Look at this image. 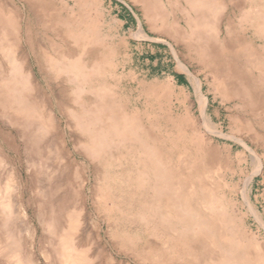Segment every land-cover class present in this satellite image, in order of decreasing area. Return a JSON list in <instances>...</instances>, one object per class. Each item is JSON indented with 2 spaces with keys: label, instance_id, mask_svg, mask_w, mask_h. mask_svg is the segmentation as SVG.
Listing matches in <instances>:
<instances>
[{
  "label": "rangeland",
  "instance_id": "obj_1",
  "mask_svg": "<svg viewBox=\"0 0 264 264\" xmlns=\"http://www.w3.org/2000/svg\"><path fill=\"white\" fill-rule=\"evenodd\" d=\"M10 1L23 18L28 112L22 133L12 82L0 105V264H264V0H159L164 16L150 22L142 6L153 0Z\"/></svg>",
  "mask_w": 264,
  "mask_h": 264
},
{
  "label": "bare ground",
  "instance_id": "obj_2",
  "mask_svg": "<svg viewBox=\"0 0 264 264\" xmlns=\"http://www.w3.org/2000/svg\"><path fill=\"white\" fill-rule=\"evenodd\" d=\"M21 1V0H20ZM27 2H29V1H27ZM26 2V3H27ZM249 2V1H248ZM124 3V2H123ZM202 3H203V0H194V6L195 7H201V5H202ZM238 3H240V2H238ZM30 4V3H29ZM234 5V4H233ZM32 6H34L33 4H32ZM31 6V7H32ZM25 7V6H24ZM186 7V6H185ZM227 7V6H226ZM40 8V7H39ZM239 8V7H238ZM250 8V7H249ZM35 9V8H34ZM245 9V8H244ZM142 10H143V14H144V16L146 17V19H147V21L148 22H150L151 21V19H153V18H155V16H156V14H161V15H163V10H162V8L159 6V0H153L152 2H148L147 4H145V5H143L142 6ZM240 10V9H239ZM46 12H49V11H47V9L45 10ZM242 11V10H241ZM44 12V11H43ZM51 12V11H50ZM50 12L48 13V14H50ZM232 12V11H231ZM223 13H225V12H223ZM227 13V12H226ZM44 14H46L45 12H44ZM233 15H234V13H233ZM237 15H239V14H237ZM164 16V15H163ZM228 16V15H227ZM243 16V15H242ZM51 17V16H50ZM221 17H222V15H221ZM244 17V16H243ZM228 18V17H227ZM235 18V17H234ZM176 19V18H175ZM227 20V19H226ZM22 21H23V18H22V16H21V14H19L18 13V11L17 10H15V9H13V7H12V5H11V1L10 0H5V2L4 3H0V105H2V106H5L6 104L5 103H8V99L6 100V98H7V96H6V93L4 92V91H6L7 89H9L10 88V86H11V83L12 82H14L15 84H16V86H19V89H20V99H19V104H18V106H17V115H18V120H19V124L21 125V128H22V133H23V130H24V122H25V117H26V115H27V106H28V101H27V99H26V94H25V92H26V86H27V81H28V78H27V75H26V67H25V62L23 61V59H18V56H17V51H18V49H19V47H21V45H22V40L24 39H22ZM54 21V20H53ZM221 21V20H220ZM230 21V20H229ZM247 21V20H246ZM116 22V21H115ZM237 22V21H236ZM227 23H229V22H227ZM185 24H188V22L186 21L185 22ZM245 25V24H244ZM232 27H233V25H232ZM245 27V26H244ZM249 27H250V24H249ZM208 30H209V32H210V34L208 35V36H206L205 34H204V37L205 38H203V44H204V52L205 51H208V53H214L215 52V46H214V44H215V41L217 40V39H219V33H218V30H217V26L215 25V23H212V22H208ZM54 31H56V29L54 30ZM58 31V30H57ZM177 31V33H178V35L179 34H181L182 33V30L180 29H177L176 30ZM258 31V30H257ZM253 32V31H252ZM256 32V31H255ZM56 33V32H55ZM257 33V32H256ZM237 34V33H236ZM48 35V34H47ZM64 35V34H63ZM255 35V34H254ZM49 38H50V36H48ZM224 37V36H223ZM89 38V37H88ZM223 39H225V38H223ZM246 39V38H245ZM63 40V39H62ZM67 40V39H66ZM65 40V41H66ZM40 41V40H39ZM225 41V40H224ZM99 42V41H98ZM166 42H167V40H166ZM227 42V41H226ZM25 43V42H24ZM48 43V42H47ZM53 43H54V41H53ZM168 43V42H167ZM49 44H50V42H49ZM67 44V43H66ZM225 44H230V43H225ZM25 45V44H24ZM23 45V46H24ZM171 45V44H170ZM42 46V45H41ZM49 46H51V45H49ZM53 46V45H52ZM51 46V49H53L54 48V46L52 47ZM233 46V45H232ZM22 50V49H21ZM173 51H175V50H173ZM22 52V51H21ZM24 52V51H23ZM66 52V51H65ZM111 52V51H110ZM48 53V52H47ZM27 54V53H26ZM175 54V53H174ZM218 56V55H217ZM219 56H220V54H219ZM251 57H254V56H251ZM218 59V58H217ZM216 59V60H217ZM219 60H221V58L220 59H218L217 61L219 62V63H221ZM234 60V59H233ZM233 60H231V61H233ZM176 61V60H175ZM217 61H216V63H217ZM235 61V60H234ZM177 62V61H176ZM219 63H217V66L219 65ZM29 64V63H28ZM178 64L183 68V69H185L187 72H189V73H191L190 72V70H189V68L185 65V64H183L181 61H179L178 60ZM231 63H229V65H230ZM221 65V64H220ZM222 65H223V63H222ZM235 65H236V62H235ZM237 65H238V67H240L239 66V64L237 63ZM236 65V66H237ZM241 65V64H240ZM252 65H253V63H252ZM29 65H27V67H28ZM32 67V66H31ZM233 67H235L233 64L230 66V68L233 70ZM242 67V66H241ZM240 67V68H241ZM29 68V67H28ZM236 68V67H235ZM234 68V69H235ZM245 68H246V66H245ZM252 68H254L253 66H252ZM30 69V68H29ZM180 69V68H179ZM242 69H244V68H242ZM250 69V68H249ZM224 70V71H223ZM222 71L223 72H226V70L225 69H223ZM247 71H248V68L246 69ZM31 71V70H30ZM235 71H237V70H235ZM250 71V72H249ZM248 71V75H249V73H251V70H249ZM217 72H219V71H217ZM233 71H231V73H232ZM40 73V72H39ZM220 73H221V71H220ZM219 73V74H220ZM233 73H236V72H233ZM247 73V72H246ZM227 74V73H226ZM238 74V73H237ZM236 74V75H237ZM241 74V73H240ZM239 74V75H240ZM251 74H253V73H251ZM12 76L11 78L9 77V76ZM32 76H33V74H31ZM42 75V74H41ZM191 75V74H190ZM220 75H222V74H220ZM219 75V76H220ZM241 75H243V74H241ZM233 76V75H232ZM246 76H247V74H246ZM34 77V76H33ZM228 77V76H227ZM230 77V76H229ZM253 77H255L254 75H253ZM256 77H257V75H256ZM62 79V78H61ZM234 79V78H233ZM33 81H35V79L33 80ZM38 81V80H37ZM228 81V80H227ZM252 81H254V80H252ZM144 82V81H143ZM224 82V81H223ZM228 82H230V81H228ZM256 82H258L259 83V81H256ZM225 83H226V81H225ZM249 83V82H248ZM192 84V83H191ZM224 84V83H223ZM252 84V83H251ZM263 84H264V81H263ZM229 85V84H228ZM201 86H202V81H201V79L200 78H196V92H199V94L201 93V95L199 96L200 97V103H201V107H200V112H201V117H202V120H203V122L206 124V126H207V132L208 133H213V134H215V128H216V126H214V125H212V121H211V119L207 116V114L205 113V110H204V106H202V104H203V102H204V92L201 90ZM231 87V86H230ZM194 88V87H193ZM227 89L229 88V87H226ZM226 89V90H227ZM252 89V88H251ZM228 92V91H227ZM156 93V92H155ZM36 94V93H35ZM37 94H38V92H37ZM39 95V94H38ZM230 94H228V96H229ZM35 96V95H34ZM63 97V96H62ZM225 98L227 97V96H224ZM233 97V96H232ZM37 98V97H36ZM64 98H66V97H64ZM185 99H186V97H185ZM188 99V98H187ZM47 101V100H46ZM69 104V103H68ZM45 105H46V103H45ZM190 105V104H189ZM258 106H260V105H258ZM257 107V106H256ZM264 106L262 105V108H263ZM261 108V107H260ZM259 108V109H260ZM261 108V109H262ZM45 109V108H44ZM50 109V108H49ZM245 109H246V107H245ZM256 109H258V107L256 108ZM4 110H6L5 108H4ZM48 110V109H47ZM47 110H45V111H47ZM51 110V109H50ZM198 111H199V108H198ZM255 111V110H254ZM236 112H238V111H236ZM262 112V111H261ZM6 112H4V114H5ZM239 113V112H238ZM260 113V112H259ZM264 113V112H263ZM247 114V113H246ZM9 115V114H8ZM53 115V114H52ZM251 115V114H250ZM239 116V115H238ZM253 116V115H252ZM9 117L10 116H8L7 118H6V120H8L9 119ZM258 117V116H257ZM261 117V116H260ZM56 118V117H55ZM54 118V119H55ZM199 118V117H198ZM241 118V117H240ZM259 118V117H258ZM264 118V117H263ZM251 119V118H250ZM241 120V119H240ZM253 120H255V119H253ZM55 121V120H54ZM242 121V120H241ZM256 121V120H255ZM194 122H195V120H194ZM197 122H199V121H197ZM258 122V121H257ZM201 123V122H200ZM259 124L261 123V122H258ZM55 124V123H54ZM214 124V123H213ZM242 124H244L243 122H242ZM56 126V125H55ZM202 126H203V124H202ZM206 126H205V129H206ZM243 126H245V125H243ZM194 127H195V125H194ZM253 127V126H252ZM14 128H17V127H14ZM196 128V127H195ZM13 129V128H12ZM199 129V128H198ZM9 130V129H8ZM236 129H234L233 131H235ZM256 130V129H255ZM258 130H260V129H258ZM257 130V131H258ZM20 131V130H19ZM19 131H17V133L19 132ZM196 131H197V128H196ZM262 131V130H261ZM258 132H260V131H258ZM240 133V132H239ZM19 134V136H21L20 135V132L18 133ZM53 134H54V132H53ZM184 135V134H183ZM216 135H218V134H216ZM219 135H224V133H219ZM242 135H244V134H242ZM246 135V134H245ZM251 135H253V132H252V134ZM264 134H262V136H263ZM225 136H227V137H229L228 136V134H226ZM232 136V135H231ZM230 136V137H231ZM235 136V135H234ZM232 137V138H234L235 140H237L238 142H240V143H242V145L244 146V148H247L246 150H248V149H250V147H248L247 146V144L244 142V141H242V139H240V138H237V137H239V135L235 138V137ZM249 137H251V136H249ZM14 138V137H13ZM20 138V137H19ZM85 138V137H84ZM202 138H204V137H202ZM206 138H208V137H206ZM253 138V140H254V137H252ZM251 138V139H252ZM260 138H262L261 136L259 137V139ZM54 139V138H53ZM74 139V138H73ZM264 139V138H263ZM61 140V139H60ZM160 140V139H159ZM206 140V139H205ZM248 140H250V139H248ZM251 141V142H254L255 143V140L254 141ZM256 140H258V138L256 139ZM262 139H260V141H261ZM20 141V140H19ZM18 141V142H19ZM259 141V140H258ZM263 141V140H262ZM23 142V141H22ZM25 142H26V139H25ZM25 142H23V143H25ZM43 142V141H42ZM52 142V141H51ZM53 142H55L54 140H53ZM56 142H58V143H60V141H56ZM204 142V141H203ZM206 142V141H205ZM57 143V144H58ZM259 143V142H258ZM263 143V142H262ZM1 144V143H0ZM27 144V143H26ZM56 144V146H58ZM204 144V143H203ZM210 144V143H209ZM215 144V143H214ZM256 145H257V143H255ZM28 145H30L29 143H28ZM42 145V144H41ZM60 145V144H59ZM263 145V144H262ZM31 146V145H30ZM40 146V145H39ZM53 146H55V145H53ZM89 146V145H88ZM211 146H212V144H211ZM210 146V147H211ZM215 146H217V145H215ZM218 147V146H217ZM232 147H233V145L232 144H229V149L231 150L232 149ZM27 148H30L29 146L27 147ZM42 148V147H41ZM58 148V147H57ZM211 148H213L214 149V147H211ZM219 148V147H218ZM218 148H216L215 147V150H214V152H216V149H218ZM222 148H224V147H222ZM226 148V147H225ZM224 148V149H225ZM228 148V147H227ZM243 148V149H244ZM257 148V147H256ZM32 149V148H31ZM53 149H55V148H53ZM60 149V148H59ZM213 149H210L211 151L213 150ZM241 149V148H240ZM2 150V149H1ZM41 150V149H40ZM208 150H209V148H208ZM6 151H8V150H6ZM12 151V150H11ZM25 151V150H24ZM30 152H31V150H29ZM219 151V150H218ZM217 151V154H219V152ZM221 151V150H220ZM227 151V150H226ZM241 151V150H240ZM29 152V153H30ZM61 152V151H60ZM180 152V151H179ZM214 152H212V153H214ZM222 152V151H221ZM227 152H230V151H227ZM25 153V152H24ZM33 153H34V150H33ZM40 153H42V151H40ZM55 153H56V151H55ZM62 153V152H61ZM61 153H59V154H61ZM212 153H209V156L212 154ZM226 153V152H225ZM225 153H223L224 155H225ZM250 153V152H249ZM35 154H37V152L35 153ZM46 154V153H45ZM44 154V155H45ZM50 154H53V151H52V153H50ZM215 155H214V157L215 158H218L217 156H219V155H217L216 156V153H214ZM228 153H226V155H227ZM236 154V153H235ZM28 155V154H27ZM55 155V154H54ZM192 155V154H191ZM190 155V156H191ZM223 155V156H224ZM250 155H252V159H254L255 160V162H256V167L257 168H261V166H262V157L253 149H251V154ZM30 156V155H29ZM39 156V155H38ZM40 156H41V154H40ZM48 156H50V155H48ZM213 156V155H212ZM223 156H219V160H220V158H221V160L224 158ZM34 157V156H33ZM52 157H54V159H55V157H58V155L57 156H52ZM192 157V156H191ZM214 157H210V160H211V158L213 159ZM226 157V156H225ZM229 157V156H228ZM231 157V156H230ZM27 158V157H26ZM38 158V157H37ZM185 158V157H184ZM251 158V157H250ZM250 158H248V159H250ZM33 159H35V158H33ZM52 159V158H51ZM58 159V161H59V159H60V157L59 158H57ZM56 159V160H57ZM63 159V158H62ZM208 160H209V157L207 158ZM230 159V158H229ZM238 159V158H237ZM41 160V159H40ZM43 160V159H42ZM48 160H49V158H48ZM56 160H54V164L56 165V164H58V163H60V162H58V161H56ZM214 161H215V159H213ZM217 160V159H216ZM221 160H220V162H221ZM226 161H228L227 160V158L225 159ZM231 160V159H230ZM7 161V160H6ZM38 161V160H37ZM47 161V160H46ZM50 161H52V160H50ZM49 161V162H50ZM223 162H226V161H224V159L222 160ZM10 162V161H9ZM48 162V161H47ZM48 162V163H49ZM57 162V163H56ZM211 163H212V161H210ZM209 161H208V164L210 163ZM219 162V163H220ZM222 162V164H224V166H225V163H223ZM228 162H230V161H228ZM3 163V162H2ZM40 163V162H39ZM211 163L209 164V165H211ZM217 163H218V161H217ZM219 163H218V165H219ZM47 164V163H46ZM45 163H44V165H46ZM190 164H192V163H190ZM221 164V165H222ZM230 164V163H229ZM228 164V165H229ZM252 164H253V161H252ZM251 164V165H252ZM4 165H6V164H4ZM47 165H49V164H47ZM51 165V164H50ZM59 165V164H58ZM164 165V164H163ZM217 164H216V166H218ZM32 166V165H31ZM40 166V165H39ZM59 166H61V165H59ZM220 166V165H219ZM218 166V167H219ZM223 166V165H222ZM230 166V165H229ZM252 166H254V164L252 165ZM6 167H7V165H6ZM209 167H213L214 168V166L212 165V166H209ZM255 167V166H254ZM21 168V167H20ZM42 168V167H41ZM61 168V167H60ZM14 169V168H13ZM51 169V168H50ZM167 169H169V168H167ZM221 168H219V170H220ZM21 170V169H20ZM42 170H44L43 168H42ZM10 171V170H9ZM45 171V170H44ZM61 171V170H60ZM15 172V171H14ZM28 172V171H27ZM63 172V171H62ZM260 172H261V170H260ZM34 173H36V172H34ZM47 173V172H46ZM1 174V173H0ZM4 174H6V172L4 173ZM8 174V173H7ZM27 174V173H26ZM44 174V173H43ZM142 174V173H141ZM12 175H13V173H12ZM17 176V175H16ZM47 176H50V175H47ZM51 176H52V178H53V176H55L54 175V173H53V175H52V173H51ZM1 177V176H0ZM57 177V176H56ZM55 177V178H56ZM58 177H59V175H58ZM161 177V176H160ZM17 178V177H16ZM26 178V177H25ZM51 178V179H52ZM54 179V178H53ZM53 179H52V181H53ZM57 179V178H56ZM65 179H66V177H65ZM26 180V179H25ZM55 180V179H54ZM67 180V179H66ZM162 180H163V184H167L168 182H169V176L167 175L166 176V174H163V177H162ZM8 181V180H7ZM33 181V180H32ZM48 181V180H47ZM63 181V180H62ZM17 182H18V180H17ZM26 182V181H25ZM38 183V182H37ZM41 183V182H40ZM59 183V182H58ZM51 184V183H50ZM13 185H15V183L13 184ZM19 185V184H18ZM23 185V184H22ZM41 185H42V183H41ZM62 185V184H61ZM11 186V185H10ZM55 186V187H54ZM57 185L55 184H53V189L55 188H59L58 186L56 187ZM15 187H17V185L15 186ZM62 187V186H61ZM83 187V186H82ZM14 188V187H13ZM34 188V187H33ZM37 188V187H36ZM64 188H65V185H64ZM63 188V189H64ZM15 189V188H14ZM38 189V188H37ZM22 190V189H21ZM57 190V189H56ZM59 191H60V188L58 189ZM99 190V189H98ZM235 190H237V189H235ZM17 191V190H16ZM55 191V190H54ZM14 192V191H13ZM40 192H42V191H40ZM48 192V191H47ZM56 192V191H55ZM181 192H182V190H181ZM20 193V192H19ZM23 193V192H22ZM236 193V192H235ZM11 194V193H10ZM12 194H16V192L15 193H12ZM17 194H18V192H17ZM104 194V193H103ZM102 194V195H103ZM150 195V194H149ZM16 196V195H15ZM23 196V195H22ZM244 196V195H243ZM11 197V196H10ZM18 197V196H17ZM95 197V196H94ZM147 197V196H146ZM179 197V196H178ZM11 198H13V197H11ZM64 198V197H63ZM245 198V197H244ZM66 199H67V197H66ZM15 200H17L16 199V197H15ZM19 200V199H18ZM69 200V199H68ZM68 200L66 201V200H64L63 199V201H61V202H63V204L62 205H64L66 202H68ZM22 201V200H21ZM66 201V202H65ZM72 201V200H71ZM224 201H225V199H224ZM8 202V201H7ZM18 202V201H17ZM17 202H15L16 204H18ZM65 202V203H64ZM100 202V201H99ZM97 203V202H96ZM9 204V203H8ZM40 204H42V203H40ZM98 204V203H97ZM100 204V203H99ZM184 204V203H183ZM19 205V204H18ZM18 205H15V206H18ZM62 205H60L59 204V207L60 206H62ZM9 206V205H8ZM20 206V205H19ZM65 206H67V205H65ZM24 207V206H23ZM26 207V206H25ZM64 207V206H63ZM16 208V207H15ZM18 208V207H17ZM16 208V209H17ZM19 208H21V206L19 207ZM19 208L16 210V211H18L19 210ZM62 208V207H61ZM133 209V208H132ZM10 210V209H9ZM122 210V209H121ZM16 211H14L15 213H17ZM22 211H23V209H22ZM22 211H20L19 210V212H22ZM138 213V212H137ZM23 215V214H22ZM41 215V214H40ZM10 216V215H9ZM18 214L17 215H15V218H18ZM82 216V215H81ZM1 217H2V215H1ZM13 217V216H12ZM85 217V216H84ZM24 218V217H23ZM1 219V218H0ZM26 219H27V217H26ZM84 219V218H83ZM21 221H23V220H21ZM20 221V222H21ZM199 221V222H198ZM14 222V221H13ZM28 222V221H27ZM197 222L199 223V224H201V225H203L205 222H207V221H203V220H199V219H197ZM11 223V222H10ZM22 224V223H21ZM260 224H261V226H263L264 227V222L263 221H260ZM10 225V224H9ZM14 225V224H13ZM86 225V224H85ZM92 225V224H91ZM165 225V224H164ZM11 226V225H10ZM15 226V225H14ZM12 227V226H11ZM20 227V226H19ZM21 228V227H20ZM19 228V229H20ZM83 228V227H82ZM17 229H18V226H17ZM80 229V228H79ZM91 229V228H90ZM173 229V228H172ZM81 230V229H80ZM20 231V230H19ZM18 231V232H19ZM28 231V230H27ZM82 231V230H81ZM88 231V230H87ZM175 231H176V229H175ZM20 232H22L23 233V231H20ZM20 232L18 233V234H20ZM99 232V231H98ZM172 231H170V233H171ZM27 233V232H26ZM146 233V232H145ZM215 233V232H214ZM88 234V233H87ZM125 234V233H124ZM182 234V233H181ZM237 234V233H236ZM100 235V234H99ZM176 235V234H175ZM80 236V235H79ZM87 235L85 234V237H86ZM134 236V235H133ZM153 236V235H152ZM244 236V235H243ZM143 237V236H142ZM121 238H122V236H121ZM180 238V237H179ZM25 239V238H24ZM251 239V238H250ZM87 240V239H86ZM18 241V240H17ZM94 241H96V240H94ZM121 241V240H120ZM83 242V241H82ZM87 243V242H86ZM98 243H99V241H98ZM123 243V242H122ZM18 244V243H17ZM121 244V243H120ZM126 244V243H125ZM238 244H241V243H238ZM164 245V244H163ZM12 246V245H11ZM239 246V245H238ZM261 246V245H260ZM121 247H122V245H121ZM165 247V246H164ZM245 247V246H244ZM19 248V247H18ZM99 248H101V247H99ZM264 248V247H263ZM30 249V248H29ZM93 249V248H92ZM175 249V248H174ZM123 250V249H122ZM150 250V249H149ZM253 250V249H252ZM263 250V249H262ZM97 251H99V250H97ZM219 251V250H218ZM102 252H103V250H102ZM109 252V251H108ZM18 253V252H17ZM95 253H97V252H95ZM105 254V253H104ZM109 254H110V252H109ZM160 254V253H159ZM158 254V255H159ZM194 254V253H193ZM210 254V253H209ZM128 255V254H127ZM178 255H182L181 253L180 254H178ZM101 256V255H100ZM189 256V255H188ZM102 257V256H101ZM112 257V256H111ZM161 257V256H160ZM159 257V258H160ZM136 258V257H135ZM150 258H152V257H150ZM261 258V257H260ZM14 259H15V257H14ZM20 259H21V257H20ZM148 259V258H147ZM146 259V260H147ZM163 259V258H162ZM173 259V258H172ZM176 259V258H175ZM12 260V259H11ZM102 260V259H101ZM116 260V259H115ZM151 260V259H150ZM189 261V260H188ZM191 261V260H190ZM259 261V260H258ZM6 262V261H5ZM65 262L67 263V264H73V261H72V259H71V257L70 256H68V257H66L65 258ZM102 262V261H101ZM127 262V261H126ZM149 262V261H148ZM159 262H161L160 260H159ZM164 262V261H163ZM11 263H12V261H11ZM14 264H16L15 263V261L13 262ZM104 263H105V261H104ZM114 263V262H113ZM113 263H111V264H113ZM145 263V262H144ZM150 263V262H149ZM153 262H152V260H151V263L150 264H152ZM158 263V262H157ZM156 263V264H157ZM188 263V262H187ZM257 263V262H256ZM264 263V262H263ZM57 264V263H56ZM127 264V263H126ZM129 264V263H128ZM146 264H148L147 263V261H146ZM154 264V263H153Z\"/></svg>",
  "mask_w": 264,
  "mask_h": 264
}]
</instances>
